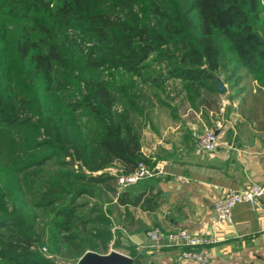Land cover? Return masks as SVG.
Masks as SVG:
<instances>
[{"label": "trees", "instance_id": "obj_1", "mask_svg": "<svg viewBox=\"0 0 264 264\" xmlns=\"http://www.w3.org/2000/svg\"><path fill=\"white\" fill-rule=\"evenodd\" d=\"M262 12L260 0H0V264H60L37 245L75 260L107 253L112 220L97 199L130 203L118 177L152 166L143 131L158 94L141 85L163 74L146 69L177 57L168 75L219 110V76L236 86L245 68L264 85ZM72 78L80 101L67 104Z\"/></svg>", "mask_w": 264, "mask_h": 264}, {"label": "crops", "instance_id": "obj_2", "mask_svg": "<svg viewBox=\"0 0 264 264\" xmlns=\"http://www.w3.org/2000/svg\"><path fill=\"white\" fill-rule=\"evenodd\" d=\"M252 80L241 96L224 101L228 106L221 144L214 152L199 149L194 134L203 129L189 119L170 123L153 147H144L143 141L154 175L124 189L130 203L113 202L122 211V219L117 217L125 221L118 227L154 258L151 264H200L178 261L183 248L165 237L153 242L148 230L154 226L164 232L186 228L214 235L216 242L204 247L210 253L207 264H264V195L256 205L237 204L231 223L214 224V204L225 190L253 182L264 187V85L256 77ZM136 199L137 206L131 205Z\"/></svg>", "mask_w": 264, "mask_h": 264}, {"label": "rangeland", "instance_id": "obj_3", "mask_svg": "<svg viewBox=\"0 0 264 264\" xmlns=\"http://www.w3.org/2000/svg\"><path fill=\"white\" fill-rule=\"evenodd\" d=\"M263 12H262V18H264V0H260ZM261 28V24L259 25V29ZM72 34H78V32H72ZM264 38V35H263ZM59 46L65 50L66 43H64L60 38L56 39ZM79 40V38H78ZM87 46V44H86ZM67 49V48H66ZM225 49H227V45L225 46ZM87 51V50H86ZM154 58V57H152ZM227 63V67L231 68L233 64L236 61L235 56L229 55V58L225 60ZM171 62H179V59L176 57L175 59H172L171 61H164V62H154L150 68L146 69V72L156 70L158 73H162V77L158 80L160 83V87L157 85H141L142 87L147 88V90L150 91L149 94L151 95H157L155 100V104L157 105L156 108L153 109V111L150 112L147 119L149 121V124L144 128L143 131V141H144V147H153L154 144L156 145V138H163V133L166 127L172 123V122H182L183 120H195L199 124L200 129H207V127H210L218 118H223L224 114H226L227 106L228 104H225L224 101L228 100L229 98L235 96L239 97L241 96L242 90L245 87H249L252 79L255 77L254 74L247 69H242L241 73L242 79L238 85H233L232 82H224L222 77L219 76L226 87V92L223 94L215 95L211 94L212 98L214 99L213 104H218L220 107L224 106L225 110H215L212 109L210 111H206L204 108L200 109L199 103L201 102V99L206 96L205 89L198 87L197 83H195L190 89L193 93V99L191 100L188 98V90L185 88L186 84H189V81H183L181 78H173L168 75V71L170 70ZM108 71H105V75L107 76ZM157 74V73H156ZM218 74V73H217ZM244 74L246 76L244 77ZM74 78H72L68 83H66L62 79V83L67 86L66 90L64 91V94L67 95L66 103L69 104L70 102H74L76 100L80 101V88L75 83ZM25 85V86H24ZM19 86H21L20 89L27 87V81H23L22 78L19 79ZM151 87V88H150ZM217 102V103H216ZM200 109V110H199ZM199 110V111H198ZM194 111H198V114L196 115ZM84 111L80 109L78 113L82 114ZM82 116V115H81ZM82 118V117H81ZM83 122H86V117H83ZM203 130H199L198 132H201ZM195 137V136H194ZM117 166H112L109 168L110 171L114 172L116 170ZM112 196L109 194L102 195L97 201L100 203H106L104 205L105 211L108 214V216L112 220V231L114 234V237L111 240V247L109 248L108 252H111L112 250L120 251L124 254L130 255L132 252L139 253L141 255H145L146 259L149 261L154 262V258L147 253L145 254V250L143 248H138L136 244H134L129 237L124 233V231H121V228L118 226H122L125 221H120L119 218L121 217L119 207H116L114 202H107L108 200H111ZM87 200H89L87 198ZM106 201V202H105ZM129 213V211H126V215ZM117 216H120L119 218ZM122 219V217L120 218ZM122 222V223H121ZM124 222V223H123ZM122 224V225H121ZM159 226H154L151 229H149L148 234L150 236L151 231ZM127 230H131V228H127ZM116 245L117 248H114L113 245ZM44 245H37L36 250L47 257H51L54 260L58 261L60 264H78L79 259H67L63 256L56 255L54 253H51L47 247L44 249ZM106 254V253H105Z\"/></svg>", "mask_w": 264, "mask_h": 264}, {"label": "built area", "instance_id": "obj_4", "mask_svg": "<svg viewBox=\"0 0 264 264\" xmlns=\"http://www.w3.org/2000/svg\"><path fill=\"white\" fill-rule=\"evenodd\" d=\"M224 128V120L217 119L213 125L194 135L197 138V145L200 150L214 152L221 144L220 132ZM154 175L153 169L145 162H141L138 167L126 174L118 177V189L124 190L140 180ZM264 195V187L257 182H253L244 188H229L225 190L216 200L214 207L216 219L214 224L231 223L233 210L239 203L249 202L256 205ZM153 242H159L164 237L170 245L181 246L183 249L178 255V261L193 260L200 264H207L210 260V253L204 248L216 242V237L212 234H197L186 228H179L164 232L161 227L154 228L150 233ZM44 249H46L44 247Z\"/></svg>", "mask_w": 264, "mask_h": 264}, {"label": "water", "instance_id": "obj_5", "mask_svg": "<svg viewBox=\"0 0 264 264\" xmlns=\"http://www.w3.org/2000/svg\"><path fill=\"white\" fill-rule=\"evenodd\" d=\"M216 88L220 94L226 92L224 82L220 78L217 79ZM134 259L133 256L117 250L106 254L89 251L80 258L78 264H134Z\"/></svg>", "mask_w": 264, "mask_h": 264}]
</instances>
